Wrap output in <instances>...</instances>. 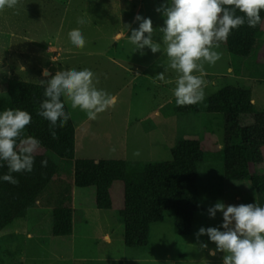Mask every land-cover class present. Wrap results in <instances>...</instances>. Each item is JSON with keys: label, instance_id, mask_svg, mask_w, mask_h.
<instances>
[{"label": "rangeland", "instance_id": "rangeland-1", "mask_svg": "<svg viewBox=\"0 0 264 264\" xmlns=\"http://www.w3.org/2000/svg\"><path fill=\"white\" fill-rule=\"evenodd\" d=\"M162 3L163 0H18L14 8L0 10V91L5 90L9 78L44 85L41 81L50 79L61 66L65 70L91 69L98 81L96 86L116 101L96 120L83 123L85 114L72 109L63 97L72 119L83 123L77 129L80 136L86 128L75 159L169 161L172 146L185 138L199 140L210 151L221 149L223 128L219 116L207 112L173 113L175 98L171 90L176 73L167 69L159 32L164 18L155 11ZM137 14L151 18L153 39L161 42V51L153 54L145 49L144 56L132 53L126 25L138 27L133 22ZM82 19L85 23H78ZM74 28L85 36L82 49L72 47L68 39V32ZM117 32L123 36L114 38ZM216 50L220 59L213 65L204 64V99L226 86L241 87L251 92L256 109L264 111V24L251 55L239 58L238 75L229 68L231 57L225 46L220 44ZM45 67L50 72L48 77L41 75ZM161 71L166 82L156 78ZM79 141L80 137L76 138V143ZM135 150L140 155L134 158ZM43 153L57 161L40 147L35 152ZM216 170L219 173L215 188H203L192 233L176 234L173 213L166 211L162 222L150 226L148 244L141 248H126L122 243L123 228L118 217L124 201L122 184L115 183L111 188V209L98 210L94 207V189L75 187L71 175L63 170L50 181L38 197V204L24 218L13 220L0 231V264H112L110 259L115 261L122 255L139 264H222L223 253L209 256L208 249L200 247L202 242L209 249L215 247L207 235L195 238L201 227H219L222 223V213L210 218L208 208L218 200L226 206L253 202L264 206V194L258 195L251 182L226 180L222 169L215 167ZM255 170L264 174V164L255 166ZM67 204L74 209L75 235L54 236L52 210ZM98 218V227L101 223L103 229L111 230L112 247L104 245L99 237L82 236L97 228L83 223L95 224Z\"/></svg>", "mask_w": 264, "mask_h": 264}, {"label": "trees", "instance_id": "trees-1", "mask_svg": "<svg viewBox=\"0 0 264 264\" xmlns=\"http://www.w3.org/2000/svg\"><path fill=\"white\" fill-rule=\"evenodd\" d=\"M260 15L262 20L256 27L240 26L230 33L226 42L220 43L230 55V68L236 75L240 68L239 58L251 55L262 32L264 11ZM44 87L9 78L5 90L0 91V111L5 108L28 111L32 119L25 126V135L37 138L40 148L57 158L55 161L45 153H34L31 173H13L18 180L15 185L0 182V231L13 220L24 218L50 181L63 170L71 175L75 187L94 189V207L98 210L111 209V188L115 183L122 184L124 201L118 217L126 248L146 246L150 226L162 222L166 211L173 213L174 232L190 235L195 214L201 207L203 188H215L219 173V170L215 172V167L222 169V177L226 180L249 181L258 195L264 194V174L255 170V166L264 164V111L256 109L248 89L226 86L197 104L177 106L172 102L175 104L173 113L207 112L219 116L223 128L221 149L210 151L199 140L185 138L177 140L170 149L171 160L140 162L75 159L78 122L72 119L64 98L61 97V101L69 119L64 127L56 129L57 139H51L48 122L37 115ZM41 160H47L46 167H41ZM6 171V167L0 168V175ZM51 216L52 234L70 236L73 228L71 205L53 209Z\"/></svg>", "mask_w": 264, "mask_h": 264}, {"label": "clouds", "instance_id": "clouds-1", "mask_svg": "<svg viewBox=\"0 0 264 264\" xmlns=\"http://www.w3.org/2000/svg\"><path fill=\"white\" fill-rule=\"evenodd\" d=\"M17 3L18 0H0V10L14 8ZM155 11L162 13L164 18L159 32L165 46L167 69L176 73L172 95L177 106H185L204 100V64L213 65L220 59L221 54L216 49L221 42L227 41L233 30L245 24L254 28L261 22L264 0H163ZM133 22L138 23V27L126 25L130 31L126 37L132 53L144 56L145 49L153 54L161 51V42L153 39L151 18L137 14ZM78 23L84 24L85 20ZM68 39L76 49L86 45L79 28L69 31ZM49 74L47 67L42 69L43 77ZM156 78L166 82L163 71L158 72ZM41 83L45 85L44 98L39 103L37 115L48 122L53 140L57 139L56 129L64 127L69 119L61 97L90 121L96 120L98 114L115 103L114 96L96 86L95 74L88 68L65 70L61 66L50 79ZM31 119L26 110L5 108L0 111V168H7L6 173L0 175V182L15 185L18 180L13 173H31L33 170L34 153L39 149L40 141L25 135V126ZM139 155V150L132 153L134 158ZM47 163V160L40 161L41 167H46ZM217 212L222 213L219 227H201L195 233L196 239L207 235L215 247L209 249L205 242L200 247L208 249L209 256L223 253L222 264H264V206L255 202L226 206L218 200L208 208V215L214 218Z\"/></svg>", "mask_w": 264, "mask_h": 264}, {"label": "crops", "instance_id": "crops-1", "mask_svg": "<svg viewBox=\"0 0 264 264\" xmlns=\"http://www.w3.org/2000/svg\"><path fill=\"white\" fill-rule=\"evenodd\" d=\"M11 35H13V34H11ZM123 36V34L121 33V32H117V33H115V36H114V38H121ZM229 68H230V66H229ZM229 68H228V72H229ZM231 69V68H230ZM143 73H141V74H139L140 76L142 75ZM115 101H116V99H115ZM173 101V100H172ZM159 107H161V105L159 106ZM155 116H157L158 115V113H155L154 114ZM164 117H166V116H164ZM88 121V119H86L83 123H86ZM129 121V120H128ZM138 122H141V121H138ZM81 123V122H80ZM80 123L76 126V128H75V154H76V152H77V149L80 147V145H81V142H82V140H83V135H84V132H85V129L86 128H82L83 130L81 131V136L79 135V131L77 132V129L78 128H80L81 126H82V124L80 125ZM137 123V122H136ZM80 125V126H79ZM85 127V126H84ZM79 130V129H78ZM78 137H80V143H76V138H78ZM38 202H39V200L37 201V203L36 204H38ZM73 209V208H72ZM73 215H74V209H73ZM86 220H89V218L88 217H84ZM73 220H74V217H73ZM113 221V220H112ZM86 222V223H85ZM83 224H84V226H86V227H88V226H91L92 227V225H95V226H97V228H94V230L92 229L91 231L90 230H88V232H84V233H82V236H85V235H88V236H91V237H93V239H97V237H99V240L101 241V242H103V244L104 245H106L107 247H112V244H113V238H111L110 237V232H111V230H109V229H103L102 228V224L100 223V226L98 227V225H99V222H101V220H100V218H98V223H95V224H89V222L88 221H85ZM106 222H108V221H106ZM73 225H74V221H73ZM71 235L72 236H74L75 235V232H74V230L72 229V233H71ZM70 235V236H71ZM122 243H123V241H122ZM95 244H97V242H95ZM124 245V244H123ZM128 257H126V256H120V258H118L117 260H115L114 261V259H110V262L113 264V263H116V262H119V264H139L138 263V261L137 260H134V259H127Z\"/></svg>", "mask_w": 264, "mask_h": 264}]
</instances>
